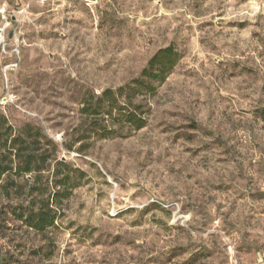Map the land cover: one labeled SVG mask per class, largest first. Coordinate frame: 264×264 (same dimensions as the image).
I'll list each match as a JSON object with an SVG mask.
<instances>
[{
  "label": "rangeland",
  "instance_id": "374dc122",
  "mask_svg": "<svg viewBox=\"0 0 264 264\" xmlns=\"http://www.w3.org/2000/svg\"><path fill=\"white\" fill-rule=\"evenodd\" d=\"M2 8L0 117L54 141L69 169L50 161L44 180L70 173L75 188L41 233L19 220L31 183L8 200L0 181V264H264V0ZM171 45L173 71L133 100L145 128L78 143L85 98Z\"/></svg>",
  "mask_w": 264,
  "mask_h": 264
},
{
  "label": "trees",
  "instance_id": "16d2710c",
  "mask_svg": "<svg viewBox=\"0 0 264 264\" xmlns=\"http://www.w3.org/2000/svg\"><path fill=\"white\" fill-rule=\"evenodd\" d=\"M179 59L174 46L161 49L152 56L139 77L127 85L116 91L106 90L99 97L87 96L81 108L82 121L76 131L79 134L77 142H85L91 136L111 138L117 134L114 126H127L134 131L145 128L141 107L133 100L142 92L154 93L155 84L166 80ZM57 150V144L43 135L40 129L25 125L15 131L6 117H0L1 190L4 197L10 200L13 194L17 196V191H14L17 190V179L27 178L26 183H31L28 190L31 199L27 207L19 205L17 208L22 209L20 222L36 232L43 233L55 226L60 202L67 199L75 188L70 173L61 178L56 173L44 180L43 174L50 161L55 162L57 168L69 169L66 163L55 158ZM36 188H42L45 193L41 195L46 194V198L40 200L33 197L37 193Z\"/></svg>",
  "mask_w": 264,
  "mask_h": 264
},
{
  "label": "built area",
  "instance_id": "2783aa9c",
  "mask_svg": "<svg viewBox=\"0 0 264 264\" xmlns=\"http://www.w3.org/2000/svg\"><path fill=\"white\" fill-rule=\"evenodd\" d=\"M59 0H41L42 4H48V3H54V2H58ZM0 16L2 17L3 20H7L6 17V9L2 8L0 9ZM6 25H9V22H6ZM4 29H0V33L3 32ZM1 36V34H0ZM0 43L2 44L3 41H0Z\"/></svg>",
  "mask_w": 264,
  "mask_h": 264
}]
</instances>
